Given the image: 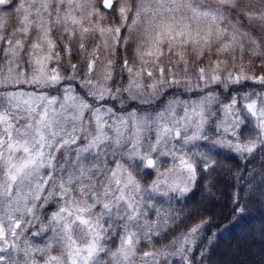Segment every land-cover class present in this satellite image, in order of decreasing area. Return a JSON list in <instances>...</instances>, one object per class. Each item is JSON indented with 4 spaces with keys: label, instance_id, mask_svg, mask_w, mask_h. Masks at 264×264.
Returning <instances> with one entry per match:
<instances>
[{
    "label": "snow or ice",
    "instance_id": "snow-or-ice-1",
    "mask_svg": "<svg viewBox=\"0 0 264 264\" xmlns=\"http://www.w3.org/2000/svg\"><path fill=\"white\" fill-rule=\"evenodd\" d=\"M16 13L7 34L0 16V264H195L194 251L202 264L210 220L157 246L172 216L153 194L190 193L217 147L264 152V0H20ZM169 89L188 98L155 114L105 106Z\"/></svg>",
    "mask_w": 264,
    "mask_h": 264
},
{
    "label": "trees",
    "instance_id": "trees-1",
    "mask_svg": "<svg viewBox=\"0 0 264 264\" xmlns=\"http://www.w3.org/2000/svg\"><path fill=\"white\" fill-rule=\"evenodd\" d=\"M13 5L5 8L12 9ZM125 53L130 57L131 48ZM213 89L216 90L215 86ZM207 132L210 134L212 127ZM209 147L204 142L199 151L207 152ZM211 156L217 162L215 167L201 171L193 190L174 204L168 236L155 238L156 244L162 240L161 243H167L172 236L204 218L210 223L202 234L207 246L202 264H264V152L258 150L249 156L217 147ZM204 191L207 194L215 191L212 199L205 200L210 208L196 209ZM193 257L195 264H201L198 251L193 252Z\"/></svg>",
    "mask_w": 264,
    "mask_h": 264
},
{
    "label": "rangeland",
    "instance_id": "rangeland-1",
    "mask_svg": "<svg viewBox=\"0 0 264 264\" xmlns=\"http://www.w3.org/2000/svg\"><path fill=\"white\" fill-rule=\"evenodd\" d=\"M19 3H20V0H17L16 5L13 6L12 9L5 8L8 5L0 6V16L5 17V19H6V27L4 29L6 34L12 32L18 26L16 8L19 7ZM101 11L105 13L106 23H109V24L114 23V22L118 23V20L117 21L113 20L114 13L106 12V11H103L102 9H101ZM122 35H127V31L126 30L122 31ZM32 36L33 37L35 36V32L32 33ZM134 47H135V42H133L128 48L132 49ZM118 52L119 53H117V57H116L118 63H117L116 71H115V77H114V79L118 83L113 85L111 82H109L110 86H112V87L119 86V85H126L128 82V74L126 72L121 74L120 73V67H119L120 65H118L119 62H120V64L122 63V60L119 61V56L123 57L126 55L125 47L122 46V47L118 48ZM61 54L63 55L62 50H61ZM0 57H2V53H0ZM209 58L212 60L216 59L215 56H211V57L206 56L204 58L205 64L208 63ZM245 58L247 59V57H245ZM76 62L77 61L74 59L73 63H76ZM256 62L259 63L258 60ZM0 63H2V59H0ZM55 66H56L55 62H53L49 65V67H55ZM199 66H203V65H200V64L196 65V67H199ZM65 74H67V73H65ZM190 74L195 76V71L190 69ZM121 75L123 78H121ZM149 82L150 81H148L147 79L145 80V83H149ZM22 87L24 88V90H27V91H33L34 90L33 86L23 85ZM180 88L181 89L183 88V84H181ZM77 91H79L78 86H77ZM171 93H172V95H171ZM49 94L50 95H59V93L56 91H54V92L50 91ZM173 94H175V96H180L182 99L188 98L186 95H182L180 91H175V93H174L173 91H171V89H169L167 95L160 98L159 100H155L154 103H141L140 102L141 100L152 99V98L148 97L147 95L139 97L137 100H128L127 95L125 94V96L122 99H118L115 101H112V100L107 101L105 106L114 108L118 115H123L126 112L132 111V110H137L140 113L147 112V113L155 114L157 111H159L161 108H163L165 100H169L174 96ZM113 102H115V104ZM216 122H217L216 120L213 121V126L215 125ZM209 135H210V137H211V135H214L211 139L217 138L216 134L213 132V129ZM203 143H204V141H197L195 144L189 145L188 149L192 152L199 151L201 149V146ZM219 149H221V148H219ZM222 149L225 151L233 152V151L226 149V148H222ZM161 160H162V166L160 168V171H164L165 168L169 166L170 158L162 157ZM166 178L169 180V182H171L174 179V177H172L171 175H169ZM154 179H156L155 175L145 176V177H143V182H145V184H147V183H150ZM161 179H165V177H161ZM166 190H167L166 186L161 185V191L159 193L153 194L154 195L153 202L156 205V209L162 210L164 213H170L171 214V211L173 210L175 202L180 200L183 196H180L177 193H171V192H169L168 196L162 195V193ZM214 194H215V191H211V193H209V194H207V192L204 191L203 194L201 195L200 204L198 205V208H196V209L201 208V209H207L208 210L210 207L205 204V200H206V198L212 199L213 198L212 195H214ZM148 219L150 221H154V220L158 219V216H157L155 210L149 212ZM170 227H171L170 219L168 220L167 225L162 224V228H167L168 232H169ZM162 235H163V232H161V236ZM162 241H160L159 243L161 244ZM34 242L37 244H42L43 240H41L40 238H34ZM154 243H156L155 238H154ZM160 244H156V245L159 246ZM170 259H171V264L172 263L173 264H175V263L181 264L182 263V261L178 257H171ZM162 264H163V261H162Z\"/></svg>",
    "mask_w": 264,
    "mask_h": 264
},
{
    "label": "bare ground",
    "instance_id": "bare-ground-1",
    "mask_svg": "<svg viewBox=\"0 0 264 264\" xmlns=\"http://www.w3.org/2000/svg\"><path fill=\"white\" fill-rule=\"evenodd\" d=\"M16 1H17V0H12V3H11V4H14L13 6H15V5H16ZM102 10L105 11L104 9H102ZM106 12H107V11H106ZM114 103H115V102H114ZM158 199H159V198H158ZM178 201H179V200H178ZM176 202H177V201H176ZM176 202H175V203H176Z\"/></svg>",
    "mask_w": 264,
    "mask_h": 264
}]
</instances>
